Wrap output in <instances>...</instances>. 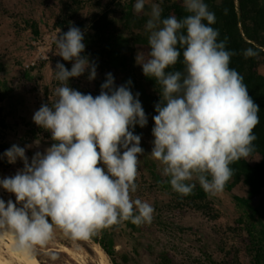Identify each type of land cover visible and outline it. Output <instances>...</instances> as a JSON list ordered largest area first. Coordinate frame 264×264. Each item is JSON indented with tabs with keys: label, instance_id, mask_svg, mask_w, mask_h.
I'll list each match as a JSON object with an SVG mask.
<instances>
[{
	"label": "clouds",
	"instance_id": "obj_1",
	"mask_svg": "<svg viewBox=\"0 0 264 264\" xmlns=\"http://www.w3.org/2000/svg\"><path fill=\"white\" fill-rule=\"evenodd\" d=\"M181 2L182 17H164L162 0L151 5L144 25L147 57L144 50L135 57L143 74L160 87L149 154L176 193L188 195L198 183L216 196L235 173L231 165L255 151L260 109L243 77L230 67L234 52L227 38L219 39L206 0ZM145 6L146 0H135L133 12L143 13ZM84 38L71 25L54 39L56 55L71 68L57 61L56 99L41 104L32 117L51 134V145L30 159L26 151L39 148L40 140L13 144L0 154L9 164H23L14 175L0 178V188L15 196V201L0 198V236L10 234L11 251L26 259L34 260L57 230L74 241L88 240L121 222L139 226L153 220V205L131 195L145 154L142 134L134 129L148 124L140 93L131 90V79L117 85L110 72L98 95L70 87V78L86 72L89 82L97 77V64L84 54ZM255 54L244 51L245 57ZM178 62L182 69L176 68Z\"/></svg>",
	"mask_w": 264,
	"mask_h": 264
},
{
	"label": "rangeland",
	"instance_id": "obj_2",
	"mask_svg": "<svg viewBox=\"0 0 264 264\" xmlns=\"http://www.w3.org/2000/svg\"><path fill=\"white\" fill-rule=\"evenodd\" d=\"M135 2V0H134ZM129 0H0V154L17 144L21 147L40 140L39 148L26 151L29 159L35 151H43L52 143L51 134L38 127L33 114L43 103L56 99L58 82L54 72L57 61L71 68V62L56 55L54 39L67 32L71 25L84 33L85 53L97 64V77L87 80V72L70 78L69 86L93 96L107 73H112L117 85L124 84V74L115 61L120 54L134 57V71L139 92L150 106L148 124L144 127L137 191L132 198L148 201L154 207L150 224L135 225L121 222L112 227L110 235L117 236L123 264H264V185L255 187L241 183L232 191L225 189L209 196L199 184L188 195L172 190L167 178L159 171L158 162L149 154L154 105L160 99L159 85L143 74L136 54L147 57V33L144 25L153 3L146 0L143 13L130 9ZM211 11L223 12L229 24L241 26L237 0H206ZM134 4V3H133ZM163 16H183L181 0H162ZM217 28L222 21H217ZM253 61L231 59L230 67L243 77L250 96L264 106V51H254ZM259 76V78H258ZM255 151L231 165L242 172L263 159L256 137ZM21 161L9 164L0 159V178L12 176L22 168ZM264 173V171H263ZM5 201L15 196L0 188ZM100 235V230L98 231ZM52 254L56 259H52ZM36 257L41 264H112L101 246L92 239L72 240L60 230L45 248H38Z\"/></svg>",
	"mask_w": 264,
	"mask_h": 264
},
{
	"label": "trees",
	"instance_id": "obj_3",
	"mask_svg": "<svg viewBox=\"0 0 264 264\" xmlns=\"http://www.w3.org/2000/svg\"><path fill=\"white\" fill-rule=\"evenodd\" d=\"M239 11L241 12V26L229 24L227 17L223 12L218 14V19L222 21V27H218L216 20L215 24L212 25L214 28L219 30V39H226V46L229 50L234 52L231 59H236L240 62L247 58L249 61H253V57H245L244 51L252 49L253 51H264V0H237ZM134 0H129V7L132 9ZM184 15V13H183ZM182 59V57H181ZM116 65L120 67L124 74V83L129 79L132 80L131 90L133 93L139 92V82L134 71V57H129L124 54L118 56V60L115 61ZM177 69H182V64L178 62L176 65ZM259 78V76H258ZM147 79H149L147 77ZM260 79L259 87L264 91V81ZM140 93V92H139ZM145 113L150 111L148 103L144 102L142 95L139 97ZM256 103V102H255ZM259 123L254 128V135L260 142V150L263 159L260 163L254 166H248L246 172H242L239 168L234 167L235 173L231 180L227 183L225 190L230 192L236 186L241 183H249L255 187H261L264 185V106H259ZM144 128L136 126L134 129L135 134H141ZM199 192L202 195L203 189L199 188ZM129 224L130 221H125ZM120 224L110 226L100 230V235L97 234L90 237L94 242L98 243L104 252L111 259L112 264H123L118 258L120 252L116 249L119 244L117 236L114 234L110 235L112 227H118ZM132 225V224H131Z\"/></svg>",
	"mask_w": 264,
	"mask_h": 264
},
{
	"label": "bare ground",
	"instance_id": "obj_4",
	"mask_svg": "<svg viewBox=\"0 0 264 264\" xmlns=\"http://www.w3.org/2000/svg\"><path fill=\"white\" fill-rule=\"evenodd\" d=\"M11 241L10 234L0 236V264H41L37 257L30 260L13 253L11 251Z\"/></svg>",
	"mask_w": 264,
	"mask_h": 264
}]
</instances>
